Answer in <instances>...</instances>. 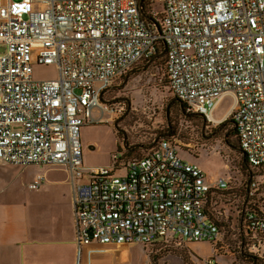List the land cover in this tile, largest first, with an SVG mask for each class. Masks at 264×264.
I'll use <instances>...</instances> for the list:
<instances>
[{
    "label": "built area",
    "instance_id": "1",
    "mask_svg": "<svg viewBox=\"0 0 264 264\" xmlns=\"http://www.w3.org/2000/svg\"><path fill=\"white\" fill-rule=\"evenodd\" d=\"M157 1L161 13L151 12L157 23H150L142 0H0V164L67 173L75 264H99L91 245L175 238L215 250L220 241L207 207L212 190H227L231 178L208 183L169 139L140 158L116 152L109 166L82 162L80 132L97 122L93 110L123 111L100 97L153 60L159 43L170 95L206 127L231 118L247 165L264 170V0ZM50 66L55 78L34 77L35 68ZM226 96L232 106L218 120L214 108ZM252 180L240 208L239 247L264 260V195ZM43 181L38 175L28 189Z\"/></svg>",
    "mask_w": 264,
    "mask_h": 264
},
{
    "label": "rangeland",
    "instance_id": "2",
    "mask_svg": "<svg viewBox=\"0 0 264 264\" xmlns=\"http://www.w3.org/2000/svg\"><path fill=\"white\" fill-rule=\"evenodd\" d=\"M146 11L159 12L158 18L161 13L158 1H148ZM160 54L152 62L132 68L103 94L101 105L118 104L123 111L114 115L101 113L100 107L94 109L92 119L97 122L84 125L80 132L82 162L84 166H109L116 152L122 153L123 160L139 158L160 138L169 139L178 157L199 166L207 182L231 178L229 190L214 191L207 207V212L218 221L221 238L215 250L209 243L185 244L175 238L150 246H105L102 249L113 253L131 248L129 255L133 264H207L209 260L212 264H252L253 258L239 247L240 208L243 189L249 180L258 182L259 193L264 195V170H242L244 156L237 148L235 137L230 135L232 124L224 122L206 127L202 118L186 115L180 102H172L174 98L167 89L164 58ZM55 76L54 67L34 69L36 78ZM231 104V97H224L215 106L213 117L225 115ZM130 146L134 147L124 148ZM13 167L19 169L12 173V192L27 204L39 234L48 239L68 238L73 233V221L67 173L53 166L42 167L43 170L34 165ZM45 170L50 171L45 173ZM39 174L44 178L43 186L28 190L27 185ZM256 264H264V260Z\"/></svg>",
    "mask_w": 264,
    "mask_h": 264
},
{
    "label": "crops",
    "instance_id": "3",
    "mask_svg": "<svg viewBox=\"0 0 264 264\" xmlns=\"http://www.w3.org/2000/svg\"><path fill=\"white\" fill-rule=\"evenodd\" d=\"M229 110L230 108L225 115L216 119L219 120L226 116ZM94 113L95 110H93L92 115ZM102 166H108V164L85 167ZM16 169L19 168L0 164V264H75L74 226L73 233L65 239H48L40 235L34 221L29 216L27 204L22 197L15 196L12 192V173H16ZM48 171L50 170H45V173ZM214 182L209 181L208 183L214 184ZM42 186L43 184L40 187ZM71 216L73 221V213ZM103 247L105 246H90L96 251L91 257L93 262L99 264H133L129 255L132 251L131 248L109 253V251L102 252Z\"/></svg>",
    "mask_w": 264,
    "mask_h": 264
},
{
    "label": "trees",
    "instance_id": "4",
    "mask_svg": "<svg viewBox=\"0 0 264 264\" xmlns=\"http://www.w3.org/2000/svg\"><path fill=\"white\" fill-rule=\"evenodd\" d=\"M147 5H148V0H142V10H141V11H142V13L144 14L143 17L147 20V22H150V23H157V19L152 17L151 12L146 11V7H147ZM159 7H160V6H159ZM162 52H163V45H162L161 43H159V47H158V50H157V53L155 54V56H157L159 53H162ZM162 57L164 58V76H165V79H166V72H165V55L163 54ZM153 60H154V59H153ZM153 60H152V61H153ZM152 61H151V62H152ZM166 85H167V79H166ZM167 88H168V85H167ZM172 102L174 103V102H176V100L173 99ZM180 106H181V108H182V111H183L186 115H192V116H197V117L201 118L200 116H198V115L195 114V113H187V112L185 111V106H184L183 104H180ZM227 119H228V120H227ZM227 119H226V121H224V122L232 124V127H233V128H232V130H231V132H230V135L235 137V139H236V141H237V144H238L237 133H236V130H235V127H234L233 121H232L231 118H227ZM203 121H204V120H203ZM224 122H222V123H224ZM124 146H125V142H124ZM237 148H238V150H239V147H237ZM118 149H120V148H118ZM143 156H144V155H143ZM139 158H140V157H139ZM241 164H242L241 168H242L243 171H246L247 168L249 169V166L247 165L246 160L244 159V157H242ZM250 169L253 171L252 168H250ZM227 190H229V188H228ZM227 190H225V191H227ZM214 191H218V190H214V189H213V190H212V193H213ZM243 191H244V192L242 193V200L245 201L246 196H247V192H246V187H245V186H244ZM211 195H212V194H211ZM210 200H211V198H210ZM243 201H242V202H243ZM208 205H209V203H208ZM210 218L218 223V221H217V220L214 218V216H212L211 214H210ZM249 256H250V255H249ZM251 258H253V262H252V264H256V263L259 261L257 258H255V257H253V256H251Z\"/></svg>",
    "mask_w": 264,
    "mask_h": 264
},
{
    "label": "water",
    "instance_id": "5",
    "mask_svg": "<svg viewBox=\"0 0 264 264\" xmlns=\"http://www.w3.org/2000/svg\"><path fill=\"white\" fill-rule=\"evenodd\" d=\"M140 4H141V0H140ZM141 14L144 15L142 12H141ZM163 54H164V52H162V53L160 54V56L163 55ZM153 59H154V58H153ZM151 61H152V60H151ZM151 61H150V62H151ZM150 62H148V63H150ZM126 77H128V75H127ZM100 101H101V97H100ZM222 124H223V123H221L220 125H222ZM115 127H117V126H116V123H115ZM124 142H125V139H124ZM124 142H123V146H124ZM153 145H154V144H153ZM153 145H152V146H153ZM152 146H150V147H152ZM133 147H134V146L124 147V148H126V149H131V148H133ZM243 156H244V155H243ZM162 240H163V238H159V239L156 240V242H159V241H162Z\"/></svg>",
    "mask_w": 264,
    "mask_h": 264
},
{
    "label": "bare ground",
    "instance_id": "6",
    "mask_svg": "<svg viewBox=\"0 0 264 264\" xmlns=\"http://www.w3.org/2000/svg\"><path fill=\"white\" fill-rule=\"evenodd\" d=\"M100 107V106H99Z\"/></svg>",
    "mask_w": 264,
    "mask_h": 264
}]
</instances>
